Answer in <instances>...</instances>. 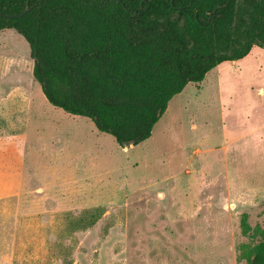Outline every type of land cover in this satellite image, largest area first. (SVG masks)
Segmentation results:
<instances>
[{
  "label": "rangeland",
  "instance_id": "374dc122",
  "mask_svg": "<svg viewBox=\"0 0 264 264\" xmlns=\"http://www.w3.org/2000/svg\"><path fill=\"white\" fill-rule=\"evenodd\" d=\"M249 57L185 86L146 141L121 148L51 106L26 41L0 31V264H245L239 246L259 238L241 216L264 230V150L237 153L241 84L264 81V50Z\"/></svg>",
  "mask_w": 264,
  "mask_h": 264
},
{
  "label": "trees",
  "instance_id": "16d2710c",
  "mask_svg": "<svg viewBox=\"0 0 264 264\" xmlns=\"http://www.w3.org/2000/svg\"><path fill=\"white\" fill-rule=\"evenodd\" d=\"M3 30L26 41L51 106L127 148L151 136L185 86L264 50V0H0ZM240 228L259 241L241 244L239 259L264 264V230L246 214Z\"/></svg>",
  "mask_w": 264,
  "mask_h": 264
},
{
  "label": "crops",
  "instance_id": "0c3cea01",
  "mask_svg": "<svg viewBox=\"0 0 264 264\" xmlns=\"http://www.w3.org/2000/svg\"><path fill=\"white\" fill-rule=\"evenodd\" d=\"M249 53H248V55H246L244 58H242L240 60L232 61L230 65L232 67L242 65L243 62H245L248 58H250ZM223 63H226V62H223ZM224 65L225 64H222L221 66L218 65L220 68L219 69L220 70V73H219L220 76L222 75V73L224 71H228V70L224 69L225 68ZM222 68H223V70H222ZM237 69H238L239 76H242V75L247 76L248 75V72H249L248 67H240ZM217 70H218V68H217ZM227 73L231 74V72H227ZM208 82H209V84H206V87L211 86L212 84H214L215 81L210 79ZM241 86H243L242 87L243 90H242V92H240V98H241V103H243V104L239 105L238 109L236 110V113L234 112L236 114V125H237V130H238L237 136H236L237 148H238L237 153L239 155H241V154L244 155L248 151H252L253 153H256V152L261 153L264 150V149H262V148H264V111H262V112H260V111L256 112V111L259 110L260 108L263 109V107H264V103L263 104L257 103V102H261V100H263V102H264V81L257 82V83H255V82L250 83V82L245 81L241 84ZM248 93L254 99L259 98L257 102L255 101L256 104L250 103L249 105H244V103L246 102L245 99L247 97H250V95ZM242 100H244L245 102H243ZM0 110L1 111L4 110V108L1 106V104H0ZM222 110H223V112L225 111L226 114H230V108L228 107V105H226V108H225V106H223ZM232 113H233V111H232ZM254 116H259V119H262L260 124L251 123L250 119ZM223 124L224 123H222V125ZM224 129H225V127H224ZM222 148H223V146H222ZM225 149H226V145L224 147V150ZM244 161L246 162V158H244ZM246 163H248V162H246Z\"/></svg>",
  "mask_w": 264,
  "mask_h": 264
},
{
  "label": "water",
  "instance_id": "95a60500",
  "mask_svg": "<svg viewBox=\"0 0 264 264\" xmlns=\"http://www.w3.org/2000/svg\"><path fill=\"white\" fill-rule=\"evenodd\" d=\"M28 11V9L27 8H25L19 15H18V17H20V16H22V15H24L26 12Z\"/></svg>",
  "mask_w": 264,
  "mask_h": 264
}]
</instances>
